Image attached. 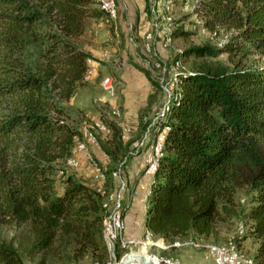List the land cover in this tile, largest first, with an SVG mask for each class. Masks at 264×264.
Masks as SVG:
<instances>
[{
  "label": "trees",
  "instance_id": "trees-1",
  "mask_svg": "<svg viewBox=\"0 0 264 264\" xmlns=\"http://www.w3.org/2000/svg\"><path fill=\"white\" fill-rule=\"evenodd\" d=\"M193 12L225 40L173 55L182 65L168 110L154 123L141 121L137 143L102 116L108 136H97L107 156L100 187L71 174L56 185L58 165L82 137L62 102L86 81L94 58L79 38L89 18L113 20L96 0H0V225L19 227L0 239V264H31L35 255L48 264L119 259L121 238L109 247L105 235L108 197L116 169L141 150L147 132L154 140L161 134L163 144L146 195L145 232L170 249L216 239L237 217V250L264 264V0H196ZM189 33L181 25L170 30L171 38ZM190 57L198 62L188 69L182 58ZM239 190L246 202L236 200ZM121 202L124 219L130 202ZM249 237L256 245L244 253L239 244Z\"/></svg>",
  "mask_w": 264,
  "mask_h": 264
},
{
  "label": "rangeland",
  "instance_id": "rangeland-1",
  "mask_svg": "<svg viewBox=\"0 0 264 264\" xmlns=\"http://www.w3.org/2000/svg\"><path fill=\"white\" fill-rule=\"evenodd\" d=\"M96 1L106 12L101 2ZM195 2L196 0H149V5H145L144 9L150 7L153 19L152 23L150 22L151 26L142 35L136 30V21L118 20V10L114 18H111L106 12L107 19L113 20V23L105 21L103 18L88 19L86 29L79 38V43L90 51L94 58L88 60L89 71L85 76L86 81L77 87L68 101H62L68 107L73 124L80 133L82 130V137L77 138V146L74 141L72 157L68 159L67 163L63 161L58 165L60 168L54 173L56 185L61 183L66 174H71L93 186L100 182L102 184L104 175L101 173L99 164H106L107 156L97 139L94 142L89 141L90 133L100 139H105L108 136V126L102 121V116L106 115L108 119L117 122L123 127L124 137L132 134L131 136L136 139L135 143H137L142 136L141 134H143L142 129H140L141 121L152 118L151 122L154 123L158 117L164 116V112L168 110L169 95L175 90L178 80L176 71L182 65L179 60L173 63V55L180 48L191 44H202L206 41L220 44L225 40L222 34L219 36L213 35L200 25L199 19L193 12ZM121 8L124 7L121 5ZM155 19L157 21V33L154 37L156 31ZM130 24L133 31L128 29ZM179 25L190 31V33L171 38L170 30ZM169 39H171V42H168ZM153 43L154 54L146 51L152 50ZM182 60L184 67L188 69L198 62V59L193 57L182 58ZM156 61L165 63L169 66V69L163 72L161 67L156 65ZM106 74L114 80L116 90L114 95H109L103 89L102 82L104 79L101 78ZM162 104L161 114H156ZM98 120L105 125L106 129L97 127ZM79 135L78 137L81 136ZM160 135L154 140L155 136L152 138V134L147 132L144 136L143 145H139L141 150L128 157L122 170L120 168L116 169L115 179L112 181L111 186L113 193L109 195L108 199L112 203L111 208L114 207V210L118 208L120 215L123 196L127 197L131 203V200H134V196L137 197L140 191L146 195L148 186L143 181L144 179L140 181L144 182V185L137 183L139 184L137 185L138 191L134 194L132 188L136 184L134 181L137 182V178L128 180V172L132 170V174L134 173L132 165L136 163L138 168L137 177L142 174L152 176L151 166L155 158H158L157 153L158 151L160 153V146L163 144V138ZM75 161H77L76 165L69 163ZM93 162L98 166V177ZM120 175L125 178L122 183V190H120L118 180ZM236 200L246 202L242 190L237 192ZM109 219L110 217L107 221ZM136 219L138 220L136 221ZM136 219L134 217L132 223L127 220L128 224L126 225L125 215L124 219L122 217L123 229L119 237L122 246L126 249L125 252L136 251L151 259L175 257L167 250L168 245L160 237L152 236L144 229L142 230L139 217ZM239 223L240 220L237 217L231 218L223 226L222 232L216 239H199L198 242L193 240L177 241V243L183 247H190L198 254L203 253V256L210 249L218 247L235 249L240 252L232 241L234 236H238L239 228L242 227ZM18 231L19 227L17 226L0 225V239H10L17 235ZM111 245L112 243L108 241V246L111 247ZM239 245L244 253H248L251 247H254L250 237L241 240ZM112 255L110 254L108 264H117L120 258L117 259L114 254ZM31 261V264H48L39 263V255L32 257ZM81 264L88 263L83 262Z\"/></svg>",
  "mask_w": 264,
  "mask_h": 264
},
{
  "label": "crops",
  "instance_id": "crops-1",
  "mask_svg": "<svg viewBox=\"0 0 264 264\" xmlns=\"http://www.w3.org/2000/svg\"><path fill=\"white\" fill-rule=\"evenodd\" d=\"M117 3L119 6L118 16H117L119 21L121 19L123 21H128V22H131L133 20L136 21V30L138 31V33L140 35H142L146 29L148 30V28L150 27V22L152 23V20L149 21L150 17L148 15L147 11L144 9L145 8V0H121V1L117 0ZM121 5L124 8H121ZM152 17H153V14H152ZM129 31H133L132 26H131V30H129ZM132 166L134 169V173H133L134 175L132 174V170L129 171L128 172V180H130L132 178H134V179L137 178V182L134 181V183H136V184L132 188L134 191V194H135V192L138 191L137 185H139V184H137V183H141L144 185V182H145L146 185L148 186L147 187L148 190L146 193V195H147L150 191L149 186H150V180H151L152 176L150 177L149 175L142 174L141 176L137 177L138 175H136V174H137L138 168H137L136 163H135V165H132ZM144 171H145V169H144ZM145 173H146V171H145ZM142 180L144 182H140ZM146 195L144 194V192L140 191L138 196L137 197L134 196V200H131L129 207L127 208V210L125 212L126 225L128 224L127 220H129V222L132 223V220L134 221V217H135V219L139 217V223H141V228H142V230L144 229L143 220H144V212H145ZM137 220L138 219H136V221ZM255 245L256 244H253V246H255ZM174 246H177V247H172L170 249L169 248L167 249L168 251H170V253L172 255L179 257L183 261L195 260L199 264H207V260L204 258L203 253L198 254L196 251H194L190 247H183V246H181V244H178L177 242L174 244ZM244 257L246 258L247 256H244ZM247 259L252 260V258H250V257H248ZM244 262H246L245 259H244Z\"/></svg>",
  "mask_w": 264,
  "mask_h": 264
},
{
  "label": "bare ground",
  "instance_id": "bare-ground-1",
  "mask_svg": "<svg viewBox=\"0 0 264 264\" xmlns=\"http://www.w3.org/2000/svg\"><path fill=\"white\" fill-rule=\"evenodd\" d=\"M99 1L101 2L102 7L106 10L108 15L111 16V18L112 17L114 18L117 15L118 6H117L116 0H99ZM169 41L171 42V39H169L168 42ZM102 85L104 86V80L102 82ZM107 87L110 88V94L114 95L115 91H116L115 90V84H114V80L110 76H108V78H107ZM164 114H165V112H164ZM102 125H103V127L102 126H98V124H97V127L100 128V129H106V127H105V125L103 123H102ZM91 136H95V135L91 134V133L89 134V141L93 142V139H92ZM124 136H125V134H124ZM96 139H97V137H95V141H96ZM161 146H160V150H161ZM80 148H82V147L80 146ZM161 155H162L161 151H160V153L158 151V153H157V157L158 158H155L154 163L151 166V171L152 172L155 171V169H156V167L158 165V160L161 157ZM122 186H123V184H122ZM122 186H121V190H122ZM115 207H116V205H115ZM122 229H123V221H122V217L120 215L119 209L118 208L115 209V210L113 209V218H111V216H110L109 221H107V223H106L105 235L108 238V240L112 243V242H114L115 238L121 234ZM214 251L230 252V253L235 254L237 256V261L238 262H242V261L244 262V259H245V261L247 263L254 264L252 260L247 259L248 257L245 258L240 252L236 251L235 249H228V248L218 247V248L210 249L207 253L214 252ZM139 254L140 253H137L136 251H134L133 255H132V258L130 259L131 263H129V264H143V263H141V261L138 258ZM147 258L150 261L155 260L153 258L151 259L150 257H147ZM170 258H172V257H162V258H157V260H167V259H170Z\"/></svg>",
  "mask_w": 264,
  "mask_h": 264
},
{
  "label": "built area",
  "instance_id": "built-area-1",
  "mask_svg": "<svg viewBox=\"0 0 264 264\" xmlns=\"http://www.w3.org/2000/svg\"><path fill=\"white\" fill-rule=\"evenodd\" d=\"M155 21H156V19H155ZM129 30H131V24L129 25ZM156 33H157V21H156V31L154 32V37H155ZM154 49L155 48H154V43H153L152 50H146V51H150L151 53L154 54L155 53ZM156 65H159V67H161V69L164 71L165 67L160 61H156ZM107 78H108V74L103 75V77L101 78V79H104L103 89L109 95H111L110 94V88L107 87ZM162 110H163V104L161 105L159 110L156 112V114H161ZM98 126H102L103 127L102 123L99 120H98ZM91 137H92L93 142H94L96 136H91ZM69 163H74V165H76L77 161L69 162ZM93 167H94V170L96 172V176L98 177V167H97V165H95L94 162H93ZM118 180L120 182V190H121V186H122V183L125 180V178L122 175H120ZM100 186H101V182L99 184H97V187H100ZM113 208H107V210H111V218H113ZM204 258L207 260V264H251V263H247V262H238L237 261V256L235 254H232V253L226 252V251H214V252L206 253L204 255ZM152 262L154 264H199L195 260L183 261L182 259H180L177 256L172 257V258L167 259V260H157V259H155V260H152Z\"/></svg>",
  "mask_w": 264,
  "mask_h": 264
},
{
  "label": "water",
  "instance_id": "water-1",
  "mask_svg": "<svg viewBox=\"0 0 264 264\" xmlns=\"http://www.w3.org/2000/svg\"><path fill=\"white\" fill-rule=\"evenodd\" d=\"M132 250L125 252L120 259L117 261V264H129L131 263V258L133 255ZM139 260L141 261V263L143 264H154L152 261H150L145 255L143 254H139L138 255Z\"/></svg>",
  "mask_w": 264,
  "mask_h": 264
}]
</instances>
